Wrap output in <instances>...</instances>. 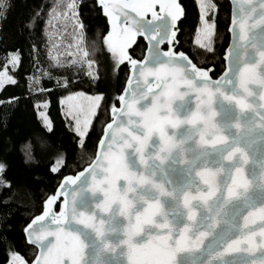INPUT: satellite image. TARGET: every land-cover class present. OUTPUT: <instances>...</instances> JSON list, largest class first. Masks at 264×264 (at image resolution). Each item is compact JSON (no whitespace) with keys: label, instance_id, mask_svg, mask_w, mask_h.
I'll use <instances>...</instances> for the list:
<instances>
[{"label":"snow or ice","instance_id":"snow-or-ice-1","mask_svg":"<svg viewBox=\"0 0 264 264\" xmlns=\"http://www.w3.org/2000/svg\"><path fill=\"white\" fill-rule=\"evenodd\" d=\"M93 2L110 26L103 45L113 77L125 64L133 76L125 94L114 97L120 107L115 102L111 107L99 154L83 172L64 178L59 214L52 211L53 195L43 215L23 228L25 246L39 249L30 264H264V0H232L238 13L228 28L227 68L217 80L210 78L211 69L174 51L183 46L178 21L185 9L178 0ZM197 3L201 27L195 43L215 55V16L212 22L206 17L217 5ZM61 6L54 18L64 28L71 24L79 45L86 27L80 4L58 0ZM9 7V0H0V15ZM39 17V11L30 16L22 31L34 33ZM138 37L146 42L139 60L133 58ZM70 55L69 65L86 64L90 83L98 84L100 71H93L88 52L78 48ZM49 58L54 66H65L51 50ZM20 59L18 52L9 53L7 63L16 69ZM16 83L7 70L0 71V89ZM73 83L66 77L57 87L69 90ZM105 98L78 92L61 100L80 146ZM78 99L86 103H71ZM39 117L51 133L45 112ZM64 163L57 159L51 172ZM6 169L0 163V174ZM84 174L91 182L82 191L91 200L81 199V190L73 187ZM0 185L10 182L0 179ZM8 255L7 264H29L14 250Z\"/></svg>","mask_w":264,"mask_h":264},{"label":"trees","instance_id":"trees-1","mask_svg":"<svg viewBox=\"0 0 264 264\" xmlns=\"http://www.w3.org/2000/svg\"><path fill=\"white\" fill-rule=\"evenodd\" d=\"M178 1L185 9V16L179 23L183 32L180 36L183 46L176 51L184 52L197 67L211 69L209 74L216 79L224 70L223 55L229 41L230 4L228 0H212L217 5L214 13L216 31L213 55L193 43L200 16L196 0ZM76 2L80 4L78 15L86 25L83 46L88 58L94 61L93 71L97 67L100 71L98 84L90 83L86 64L81 67L68 63L73 59L70 53L78 49L64 40L72 43L73 35L79 36L71 24L64 28L62 22L54 18L55 12L63 11L62 6L57 7L58 0H9L7 12L0 15V71L9 68V53L18 52L21 57L16 69H8L17 83L7 84L0 89V163L7 166L6 172L0 174V179L10 182L7 188L0 185V264H7L10 258L8 252L11 250L24 255L29 263L34 259L36 250L25 246L23 228L42 213L45 201L54 195L64 177L74 176L93 161L102 129L110 121L109 111L114 102L115 106L118 105L114 97L121 94L128 77L129 67L126 64L121 65L118 75L113 77L110 54L103 45L108 25L102 12L98 11V5L93 0ZM37 11L40 17L34 33L29 34L26 29L22 31L24 23ZM50 14L53 17L51 24ZM46 33H51V40ZM133 48V58L142 59L146 49L144 41L139 39ZM49 50L65 62L64 67L54 66L49 58ZM130 54H133L132 49ZM36 77H39V83L35 82ZM66 77L74 82L73 86L69 90L58 88L57 81L62 83ZM76 81L83 83L78 84ZM77 92L106 97L102 101V108L97 110V117L93 118L83 146L79 145V138L61 106L63 98ZM40 103L48 105L45 113L53 124L51 133L43 127L37 115L40 108L37 104ZM37 135L50 141L51 147L41 150L36 146L34 155L38 162L25 164L18 146L29 138L33 139L35 145ZM57 159H64L65 163L53 173L51 168L57 166ZM58 205L55 204L56 209ZM8 213L11 215L6 216Z\"/></svg>","mask_w":264,"mask_h":264},{"label":"water","instance_id":"water-1","mask_svg":"<svg viewBox=\"0 0 264 264\" xmlns=\"http://www.w3.org/2000/svg\"><path fill=\"white\" fill-rule=\"evenodd\" d=\"M228 2H229V4H230V21H229V25H228V28L231 26V19H232V14H233V12L234 11H236L237 13H238V8H237V5L236 4H233V2H232V0H228ZM241 2V0H237V3H240ZM178 3H179V1H178ZM158 10V9H157ZM102 12V11H101ZM184 17V16H183ZM183 17H181V20L180 21H178V24L182 21V19H183ZM150 18V17H149ZM110 30V26L108 25V31ZM228 35H229V41H228V45H227V47H226V49H225V51H224V55H223V61H224V70L227 68V61H225L224 60V56H225V54L227 53V51H228V46H229V44H231L232 43V38H231V34L228 32ZM139 39H142L143 40V38L142 37H138L137 38V41L139 40ZM144 41V40H143ZM144 43H145V45H146V42L144 41ZM135 45H133V47H134ZM163 47V46H162ZM164 50H167L166 48H164ZM131 51V49L129 50V52ZM145 51H146V49H145ZM174 51H176V49H174ZM186 55V54H185ZM251 52L249 53V56L251 57ZM233 57H234V59H237L238 60V52H235L234 51V53H233ZM190 59V58H189ZM191 60V59H190ZM194 64V63H193ZM224 70H223V72H224ZM223 72L216 78V79H213V78H211V76H210V78L211 79H213V80H217V79H219V77L223 74ZM210 75V74H209ZM131 76H133V71H132V69L129 67V73H128V77H127V80H126V82H125V85H124V88H126V87H128L129 85H128V79L131 77ZM149 79H151V78H149ZM123 88V89H124ZM121 94H125L124 93V91L122 90V92H121ZM120 94V95H121ZM188 103V106L189 107H191V106H193L192 105V103H191V101H188L187 102ZM117 108H119L120 107V105H119V101H118V105L116 106ZM109 117H110V121L109 122H111V109H110V111H109ZM108 122V123H109ZM106 126V125H105ZM104 126V127H105ZM169 131H171V130H169ZM102 135H103V132H102ZM102 135H101V137H102ZM100 137V138H101ZM100 140V139H99ZM99 151H100V144H99V141H98V143H97V147H96V154H95V157H94V159L96 158V156L99 154ZM93 159V160H94ZM92 163V162H91ZM90 163V164H91ZM89 164V165H90ZM88 165V166H89ZM87 166V167H88ZM86 168V167H85ZM84 171V169L82 170V171H80V172H78L77 174H75L74 176H76V175H78L79 173H81V172H83ZM65 178V177H64ZM64 178L60 181V183H59V185H58V187L56 188V190H55V192H54V195H56L57 196V199H56V201L52 204V211L53 212H55V213H57V214H59V211H60V206L64 203V197L62 196V195H58V193L61 191V186L63 185V183H64ZM90 182H91V177H90V175L89 174H84V175H82L80 178H79V180L77 181V184L75 185V186H73L75 189H77V190H81L80 191V198L81 199H85V200H91V199H93V197L91 196V195H89L88 193H86V192H84V191H82V190H84V189H86L87 187H88V185L90 184ZM48 200V199H47ZM47 200L45 201V203H44V205L47 203ZM59 204L58 205V209H56V207H55V204ZM44 205H43V210H42V213L40 214V215H43V212H44ZM39 216V215H38ZM34 219V218H33ZM32 219V220H33ZM31 220V221H32ZM31 221L29 222V223H31ZM28 223V224H29ZM24 234V233H23ZM258 239V238H257ZM28 246H30V247H33L35 250H36V253H38V251H39V249H37V248H35V246L34 245H28ZM110 259V258H109ZM30 264V263H29Z\"/></svg>","mask_w":264,"mask_h":264},{"label":"clouds","instance_id":"clouds-1","mask_svg":"<svg viewBox=\"0 0 264 264\" xmlns=\"http://www.w3.org/2000/svg\"><path fill=\"white\" fill-rule=\"evenodd\" d=\"M36 146H39L41 150H46L51 147V144L46 138L37 135L35 136V145L33 144V139L29 138L18 146V150L25 164H34L38 162L34 155Z\"/></svg>","mask_w":264,"mask_h":264},{"label":"rangeland","instance_id":"rangeland-1","mask_svg":"<svg viewBox=\"0 0 264 264\" xmlns=\"http://www.w3.org/2000/svg\"><path fill=\"white\" fill-rule=\"evenodd\" d=\"M64 2H66V0H64ZM196 3H197V0H196ZM197 5H198V3H197ZM198 8H199V5H198ZM64 10V9H63ZM213 16H214V13H212V12H210L209 14H208V16L206 17V20H208L209 22H212V18H213ZM201 27V23H200V20H199V26H198V28H197V31H198V29ZM197 31H196V33H195V35H194V38H193V43L196 45V46H198L199 47V45H197L196 43H195V40H196V37H197ZM213 38H214V36H213ZM77 39H81L80 37H77V36H75V35H73V41H72V43H68L67 41H65L64 40V42H66V44H72L73 46H75V47H77V49L78 48H83L84 50H85V48H84V44H83V40H82V42L79 44V45H77L76 44V40ZM78 51V50H77ZM86 51V50H85ZM75 53H77V52H75ZM75 53H73V54H75ZM89 59V58H88ZM8 66H9V68L8 69H13V67H12V65L11 64H8ZM8 69H7V72H8V74L9 75H11L10 73H9V71H8ZM3 71H5V70H3ZM78 93V92H77ZM73 94H75V93H73ZM73 94H71V95H73ZM86 95V94H85ZM86 96H90V95H86ZM64 99H66V97L65 98H63L62 100H64ZM71 103H73L74 105H76V106H80V105H82V104H85L86 102L85 101H82V100H76V101H72ZM43 103H40V104H37V106L38 107H40L39 108V110H38V112H37V115H38V117H39V112H41V111H44L45 112V108L43 107ZM61 106H62V112H63V114H64V116L72 123V125L74 126V121L71 119V117H67L66 116V112H67V105L66 104H61ZM46 114V113H45ZM40 118V117H39ZM42 121V120H41ZM56 167V166H55Z\"/></svg>","mask_w":264,"mask_h":264}]
</instances>
